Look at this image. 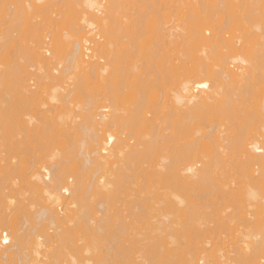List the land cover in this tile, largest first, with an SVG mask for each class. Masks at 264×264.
Masks as SVG:
<instances>
[{
  "label": "bare ground",
  "instance_id": "bare-ground-1",
  "mask_svg": "<svg viewBox=\"0 0 264 264\" xmlns=\"http://www.w3.org/2000/svg\"><path fill=\"white\" fill-rule=\"evenodd\" d=\"M177 1L180 5L176 11L178 14L188 8L198 11L197 26L191 29L185 27L177 15L178 19L164 20L157 26L152 21L145 20L147 17H144L145 12L143 14L142 9L138 10L134 4H129L130 9L126 5L121 7V3L126 0H0V70L2 68L0 71V128L8 127L9 123L11 124L10 128L13 126L12 131L15 129L20 137L15 140L18 143L15 146L20 142L19 146H22V143L24 144L26 141L23 145L25 147L26 143L30 141L29 138H37L36 143L39 138L40 141L46 139L44 138L46 128L43 129L46 121L41 120V118H46V116L43 117L46 106L44 107L45 104L41 103L46 95L57 104L55 107H50L53 111L59 105H64L66 110L70 109L73 101L84 100V104L81 106L76 102L78 109H81L77 110L76 107L75 114L70 113L69 115L72 116L60 118L61 126L59 125V128L61 129H57V134L50 136L51 138L46 141H41V145L39 143L36 145L39 151L40 149L42 151L39 156L32 153L31 158L23 159L26 155L20 147L11 156L8 155L10 157L2 155L3 150H0V172L4 174L6 169L18 170L24 178L19 183L12 182L9 186H18L22 183L19 190L26 189L28 194H32L34 204L36 200H41V202L36 201L37 207H29L30 210H27V205L18 203L20 206H14L17 215L13 214L12 210H9L10 207L7 208L8 203L13 204L12 200L9 197V202L6 201L8 192L4 194L5 190L11 188L7 184V186L5 185L10 181L5 182L7 179L2 177L3 175L1 176L0 264H119L121 255L128 254L123 253L125 249L124 247L120 249L122 245H119L123 242L120 241V238L122 239L121 232L123 234L126 232V230L123 231L126 224V215L123 214L125 198H127L126 187L130 185L133 187L132 183L137 179L136 176L145 168L149 170L146 174L148 175L147 179L143 175L147 182L152 179L173 189L170 191L172 193H168V197L172 194V198L161 197L164 199V205L166 204L165 208L162 207L166 214H162L164 217L161 216L165 220L160 222L159 219V223L155 221L161 231L157 234L161 233V238L164 234V237H167L163 239L164 241L162 240V243L166 242L168 235H171V221L165 222V224L163 222L170 219L166 220L170 213L183 217L185 223L189 225H184L188 231H191L189 230L191 228L192 231L195 230L191 223H194L195 219L198 220L195 216L200 215L193 206L194 202L198 201L196 198L201 196L197 195L214 185L215 178L211 173L231 162L233 149L239 152V174L240 178L242 177L245 181L243 187L248 190L244 188V191L238 186V183H234L237 185L234 189L229 183L230 195L234 191L232 197L235 196V200L236 196L241 194L244 195L242 197L244 199L239 198L240 202L242 200L255 201L256 194L252 185L255 180L259 182L264 180V131H255L247 138L239 137L238 131L250 124L246 120L247 118L241 117L243 123L239 120L241 116L239 102L243 101L244 93L253 92V86L257 81H264V0H239L238 5V1L233 3L231 0H215L219 1L215 5L213 0H210L211 4L209 0L207 2L206 0ZM231 3L240 7L235 5L239 9L238 13ZM207 4L210 5H208L210 10L213 9L212 12L208 11ZM163 5L165 6L166 3ZM54 7H57L55 8L56 13H54ZM123 7L128 10L132 9V12L125 11L126 9L124 10ZM133 7L136 10H133ZM154 9L152 12L151 10L148 12L151 14L158 12L157 8ZM62 12H66L68 15L75 14V18L71 22L74 35H69V39L65 35L66 41L70 42H68L67 51L59 52L60 54L52 57L51 51L46 48L50 44L46 43V38L54 34L51 33V29L55 30L54 27L62 22V20L59 21L62 15H64L63 19L67 18V14ZM148 12L147 15L150 14ZM201 12L206 13L199 16ZM39 14L47 15L44 16L43 22L38 20L44 26L36 20ZM58 14H61V17L57 18ZM262 14L263 16L260 17ZM132 16L133 18H131ZM45 18L50 24L46 23L47 26L49 25L48 27L44 24ZM259 22L261 24L258 25ZM142 24L145 26L148 24V27L152 26L153 37L161 36L159 39L163 37L164 41H169L174 45L185 44L186 52L193 49L196 59L198 58L197 53L202 55L201 61L193 68H185L183 65L176 67L177 70L183 69V72L177 79L178 90L176 89L175 99L173 98L174 106L173 104L169 106L171 109L165 105L159 106L156 99V103L153 100L154 104H147L148 106L141 102L142 99L145 101L142 97L144 91L139 90L140 88L146 89L144 80L145 86L140 87L141 82L139 83L140 88H136L138 92L134 91L138 93L137 102H133L131 99L132 104L126 102L127 105L123 106L121 103L125 102L119 100L118 93L115 95L117 88L119 90L117 87L120 83L119 78L129 73L126 72L127 69H130L127 58L131 56L133 59L137 58L138 64L132 60L134 62H132L134 65L132 69L134 71L136 69L137 73H139V66H144V64L147 70L149 68L148 71L154 70V68L147 67L150 66L148 65L149 55L146 58L143 48H139L137 45L138 40L144 36ZM237 26L245 31L244 37H226L227 33L234 31V27L236 30L239 29ZM225 27L226 30L230 27L231 31L224 29L226 31L224 32L223 28ZM215 29L220 31L213 32L216 31ZM210 31L213 34L207 36ZM17 34L21 38L26 37L28 41L26 38L23 40L29 44L21 39L26 45L22 46L21 42L19 47L12 45L14 48L11 51L12 47L7 43L16 44L13 41H18L16 40ZM57 35L60 37L62 34L58 33ZM253 35L255 38L251 39L250 37ZM14 37L16 38L14 39ZM29 37L32 41L28 39ZM165 37L168 40H165ZM65 38L62 37L63 40ZM48 40L50 39L48 38ZM129 43L131 45L135 43L134 45L137 46L132 45V47ZM126 45L130 48H127ZM16 48L19 50L15 54ZM48 48H51V45ZM51 49L54 51L57 48ZM155 52V50L152 51V53ZM129 53L130 56H128ZM47 55L51 56V59ZM151 55L149 59H153ZM142 60H145V63H139ZM129 61L131 62V60ZM233 64H237L234 65L235 69L231 68ZM159 66L161 65L159 64ZM32 68L34 69L32 70ZM157 69L161 70L160 67ZM161 72L159 71L158 74L157 71L154 72L158 79L161 77ZM137 73L135 72V76ZM132 83L137 87V82ZM91 85L96 87L95 92H88L92 89ZM46 89L51 90V96ZM241 91L244 93L242 94ZM81 92L82 96L87 99L86 101L81 99ZM236 93L239 94L237 99L242 97L241 100L236 99L237 102L234 97V94L237 95ZM48 96L46 97L48 98ZM41 104L44 105L41 106ZM38 105L45 109H40ZM120 105L123 108H120ZM146 107L147 109H145ZM34 109L38 110V113ZM72 109L74 112L75 108ZM40 112L43 113V116ZM147 114L152 115L151 118ZM256 117L264 129V113L261 109L256 113ZM167 119L170 121L168 122ZM42 121L45 123L43 124ZM167 123L171 127H168ZM161 124L166 125L162 127ZM41 128L45 130L44 133ZM166 130L171 132L167 133ZM42 136H44L43 139ZM2 138L0 136V139ZM2 140H0V146L3 143ZM12 140L14 142V139ZM43 143L46 145L45 148L44 145L42 146ZM53 148H57L56 153H54L55 150H52ZM7 154L8 152L5 155ZM23 154L24 156H22ZM143 164L148 168H143ZM138 166L142 169L139 172H137ZM238 187L243 189V192L237 189ZM236 190L238 195L235 194ZM210 192L207 190L204 191V194ZM210 194L208 195L210 196ZM19 202L23 203L21 200ZM62 207L64 211L60 213ZM249 211L244 210L246 213L238 217L241 224L236 221L237 218L234 217L233 220L238 222L240 227L244 224L242 227L246 226L245 229L253 228L254 234L256 231L258 234L252 238V234L247 235L251 228H248L247 232L246 230H236L235 233L241 235V238L236 241V247H233V243L229 246V250L217 249L216 252H213L214 249L208 251V246L204 248L205 246L201 245L194 253H190L189 248L186 251L181 250V252L176 249L175 252L166 248V245L163 247L167 250H164L162 246V249L158 248L159 246L156 245L158 242H156V248L162 250V253L146 244L147 246L143 249L139 248L141 249L139 252L142 251L141 256H144V260L140 264H264V217H255L254 214L248 213ZM235 215L237 216V214ZM193 216L194 222L192 221ZM188 218H192L190 219L191 223ZM228 218L225 221L229 222V226L233 222L230 221L233 217L229 221ZM220 220H224V218H220ZM220 220L218 222L221 224ZM216 221L214 222L216 223ZM215 223L211 226H217ZM156 226L152 224L153 228L151 229L155 230L154 234L158 229ZM220 226L224 227V225ZM180 230L182 229L180 228ZM119 233H121L120 236ZM2 235L5 237L3 238ZM172 236H170L171 239ZM77 237L81 243L77 244ZM155 238L157 240V237ZM147 239L149 241V238ZM2 241L7 244L2 246ZM238 242H242L243 245L239 247ZM146 243L148 242L146 241ZM212 243L214 244V242ZM68 245L73 251L71 250L72 253L66 251L69 252L66 254L61 249L64 250ZM122 249H124L123 252ZM135 249L138 248L135 247ZM192 249L195 250V248ZM135 252L138 253V251ZM118 255L120 256L118 257ZM141 256L138 257L139 260Z\"/></svg>",
  "mask_w": 264,
  "mask_h": 264
},
{
  "label": "rangeland",
  "instance_id": "rangeland-1",
  "mask_svg": "<svg viewBox=\"0 0 264 264\" xmlns=\"http://www.w3.org/2000/svg\"><path fill=\"white\" fill-rule=\"evenodd\" d=\"M134 1V2H133ZM159 1V2H158ZM161 1H162V3H161ZM173 1V2H172ZM142 0L141 2H140V0L137 2V1H135V0H132L131 1V3H130V0H129V2H128V0H126V2H127V4H126V2H123V3H121L122 5H121V7L124 5H126L127 6V8H129L130 9V5L129 4H134V7L136 6V8H138V10H140L141 11V9H142V13L144 14V12H145V15H144V17L145 16H147V17H145L146 19L145 20H148V21H152V23H155L156 25L157 24H162L163 22H164V20H175V19H178V18H180V20L184 23V26L185 27H189V29H191V28H193V27H195V26H197L198 24L196 23L197 21H196V19H197V13H198V11L196 12V10L195 9H191V8H188V9H185V11H183L182 13H180V14H178V12H176L177 11V9H179V3H178V1L176 2V0ZM188 1V0H187ZM186 1V2H187ZM204 1V0H203ZM214 1V5L216 4V2L217 1H215V0H213ZM231 1H233V3H235L236 1H238L237 2V5L239 4V0H231ZM206 2H207V0H206ZM219 2V1H218ZM217 2V3H218ZM150 3V6L148 7V4ZM163 3H166V5L164 6L163 5ZM209 3H210V0H209ZM233 3H231V5H233ZM154 5V8H157V10H158V12L156 11L155 12V14H151L150 12H148V10L150 9V7H151V12H152V10H155L154 8L152 9V7H153V5ZM165 7H163L162 5ZM177 4V5H176ZM211 4V3H210ZM152 5V6H151ZM159 5H160V7H159ZM208 5L209 4H207V9H209V7H208ZM230 5V7H233V6H235L236 4H234L233 6H231ZM236 5V6H237ZM210 6V5H209ZM212 6V5H211ZM235 6V8H236V10H237V13L239 12L238 10V8H240V7H236ZM58 7V6H57ZM57 7H54V13H56V9L55 8H57ZM134 7H133V10H136V8L134 9ZM167 7V8H166ZM178 7V8H177ZM199 7H201V6H199ZM229 7V6H228ZM126 7H125V9H124V7H123V9L125 10V11H127L128 9H127ZM139 8H141V9H139ZM159 8H160V10H159ZM176 8V9H175ZM64 9V11H65V8H63ZM63 9L61 10L60 9V11H63ZM202 9V8H201ZM217 9V8H216ZM264 9V8H263ZM122 10V9H121ZM120 10V12H122ZM123 10V12L125 13V11ZM132 10V9H131ZM131 10H128V12L129 13H131L132 11ZM143 10H145V11H143ZM149 10V11H150ZM212 10L213 9H209L208 11H211L212 12ZM131 11V12H130ZM205 11H207L206 9H205ZM264 11V10H263ZM59 12V11H58ZM57 12V13H58ZM127 12V13H128ZM148 12V14L149 15H147L146 13ZM211 12H208V13H211ZM259 12H261V11H259ZM42 13H45V12H42ZM62 13H64V12H62ZM61 13V14H62ZM206 13V12H205ZM205 13H199V16L200 15H204ZM257 13V12H256ZM262 13V12H261ZM260 13V14H261ZM264 13V12H263ZM61 14H58L57 15V18H58V16L59 17H61ZM64 14H67L66 12L64 13ZM142 14V15H143ZM46 14H43V15H41V14H39V16L37 15V21L39 20H41V22H43L42 20H43V18H44V16H45ZM135 15H137V14H135ZM135 15H134V17H135ZM178 16V18H176L177 16ZM42 18H41V17ZM47 16V15H46ZM53 16V15H52ZM64 15H62V19L61 18H59V21L60 20H62V22L61 23H59V25L58 26H56V27H54L55 28V30L54 29H51V33H54L53 35H51V36H48L47 38H46V40L48 41H46V43H50L49 45H51V48H57L56 50H52L51 48H48L49 47V45L46 47L49 51H51L50 52V55L53 57V56H56L57 54H60V53H64L65 51H67V49H68V42L69 41H66V38H65V35H67L66 37H67V39H69V35H71L72 36V32H74L73 30V23H71L72 22V20H73V18H75V14H67L66 15V19H63L64 17H63ZM127 16H129V15H127ZM257 16V15H256ZM261 16H263V14L262 15H260V17ZM41 19H40V18ZM258 17H259V14H258ZM131 18H133V16L131 17ZM175 18V19H174ZM45 21H44V24L46 25V23H48V21L46 20V18L44 19ZM38 21V22H39ZM39 24H41V25H43V23H40L39 22ZM49 24V23H48ZM197 24V25H196ZM259 24H261V22H259L258 23V25ZM262 24H263V22H262ZM50 25V24H49ZM48 25V26H49ZM141 25V24H140ZM44 26V25H43ZM47 26V25H46ZM47 26V27H48ZM142 26H143V32H144V36L142 37V38H140L138 41L140 42V44H138L137 43V45L139 46V48H143V50H144V56L147 58V55H149L148 56V65H150V66H147V67H151L152 69L154 68V70H152V72L151 71H148L149 70V68H148V70L145 68V64H144V66L143 65H140L139 66V73H137V70L135 69V71L132 69V67H134V65L132 64V62L134 61L135 62V64H138L137 63V58H134L133 59V56H131V57H129V58H131V59H129V58H127V60H128V63L130 64V69H127V71L126 70H124V71H126V72H129V73H126V75H124V77H120L119 78V84L117 85V87H119V90H118V88H117V91H116V94L115 95H117V93L119 94L118 95V97L120 98L119 100H122V101H124L125 103L126 102H137L138 100H137V95H138V93H135L136 92V90L138 89V88H140V87H142V86H145V84H143L144 82L146 83V89L144 90V89H142V88H140L139 90H143L144 91V93L142 94V97H144V99H145V101L142 99V101L141 100H139V101H141L142 103H144V105L146 106L147 104L148 105H151V104H154L152 101L154 100L155 101V99H156V101H157V103L159 104V106H162V105H165L168 109H171V107H169L171 104H173V102H175L174 100H173V98H174V96H175V94H176V92H177V90H178V87H177V85H178V81H177V79L179 78V76H180V74H182V72H183V69L181 70H177V66L178 65H183L185 68H193L194 66H196L201 60V57H202V55L201 54H198L197 53V56H198V58L196 59V53H195V51L193 50V49H191V50H189V51H187L186 52V45L185 44H180V45H174V44H170L169 43V41H164V38L162 37V38H160L159 39V37H161V36H155V37H153V32H152V26H150V27H148V24L145 26V24H142ZM157 26H159V25H157ZM71 27V28H70ZM260 27V26H259ZM262 27V26H261ZM263 27H264V24H263ZM237 28H239V29H237L236 30V28L234 27V31L231 33H227V35H226V37H228V38H230V36L233 38H235V37H244V34H245V31L244 30H241L240 29V27L239 26H237ZM224 29L226 30V27L225 28H223V31H224ZM229 29V30H228ZM227 30L228 31H231L230 30V27L228 28ZM50 30V29H49ZM216 31H213V32H217V30H218V32L220 31L219 29H215ZM226 30V31H227ZM233 30V29H232ZM53 31V32H52ZM226 31H224V32H226ZM62 34L60 37H59V35H57V34ZM67 33V34H66ZM19 34H21V33H19ZM213 33L210 31V34L209 35H207V36H211ZM22 35V34H21ZM26 35V37H27V33L25 34ZM50 35V34H49ZM56 35V36H55ZM74 35V34H73ZM15 36V35H14ZM17 36H18V34H17ZM16 36V37H17ZM20 36V35H19ZM19 36L17 37V39L16 40H18V41H13V42H16V44H11V43H7V44H9L11 47H12V50L11 51H13V46H17V47H19V43L21 42V45L23 46V44L24 45H26L23 41H25L27 44H29L27 41V38H26V40H23V39H25V38H21V36H20V38H19ZM30 36V35H29ZM52 36H54L53 37V39H52ZM58 36V38H56ZM16 37H14V39L16 38ZM51 37V38H50ZM62 37L63 38H65L64 40L62 39ZM48 38L50 39V40H48ZM251 39H253V38H255V35H253L252 37H250ZM23 41H22V40ZM29 40H31V38L29 37L28 38ZM162 39H163V41H162ZM244 39V38H243ZM61 40V41H60ZM165 40H168L166 37H165ZM32 41V40H31ZM50 41V42H49ZM128 41V40H127ZM127 41H126V43H127ZM130 41V40H129ZM128 41V42H129ZM18 42V43H17ZM30 42V41H29ZM58 42V43H57ZM132 42V41H131ZM168 42V43H167ZM70 43V42H69ZM136 43V42H135ZM134 43V44H135ZM246 43V42H245ZM130 44V43H129ZM134 44H132V45H134ZM8 45V46H9ZM13 45V46H12ZM21 45H20V47H21ZM124 45V44H123ZM127 45H128V43H127ZM127 45H126V47H127ZM131 44H130V46H132ZM137 45H134V47H136ZM243 45H244V43H243ZM7 46V47H8ZM122 46V45H121ZM189 46V45H188ZM191 46V45H190ZM11 47H10V49H11ZM125 47V46H124ZM129 47V46H128ZM127 47V48H128ZM133 47V46H132ZM9 48V47H8ZM123 48V47H122ZM130 48V47H129ZM15 50V49H14ZM19 50V49H18ZM17 50V48H16V50H15V54H16V51H18ZM153 50H155L156 52L155 53H152V51ZM53 51V52H52ZM60 52V53H59ZM18 53V52H17ZM152 55H151V54ZM150 55L153 57V59H149V57H150ZM51 56H49V55H47V57H49L50 59H51ZM128 56H130V53H129V55ZM151 57V58H152ZM129 60H131V62L129 61ZM133 60V61H132ZM22 61V60H21ZM133 62V63H134ZM139 63H145V60H142V61H140ZM157 63H159L161 66H159V64L158 65H156ZM129 64H127V65H129ZM132 64V65H131ZM152 64H153V66H152ZM234 65H237V64H233L232 66L234 67ZM156 66V67H155ZM158 66V67H157ZM129 67V66H128ZM160 67V69L162 70V72H161V70H159V69H157V68H159ZM233 67H231L232 69H235V67L233 68ZM150 68V69H151ZM157 70H156V69ZM34 68H32V70H33ZM133 70L134 71V73H133V71L131 72L130 70ZM29 70H31L30 68H29ZM129 70V71H128ZM157 71V74H158V72L160 71L161 73V77L158 79L157 78V75L154 73V72H156ZM0 71H2V68H1V70ZM34 72V71H33ZM135 72L137 73L136 74V76H135ZM124 74V73H123ZM132 74V75H131ZM121 76H122V74H121ZM139 78V79H138ZM158 79V80H157ZM121 80V81H120ZM124 80V81H123ZM141 80V81H140ZM143 80H144V82H143ZM155 80H157V81H155ZM33 81H34V79H33ZM135 81V83L137 82V87L132 83V82H134ZM146 81H148V82H146ZM150 81V82H149ZM142 82V84H141V86H140V84L139 83H141ZM30 83H32V82H30ZM151 83V84H150ZM177 83V84H176ZM148 84V85H147ZM34 85V84H33ZM132 85V86H131ZM121 86V87H120ZM140 86V87H139ZM150 86V87H149ZM92 89H90V90H88V92H95L96 91V87L93 85H91L90 86ZM148 87V88H147ZM176 87V88H175ZM126 88V89H125ZM137 88V89H136ZM143 88H145V87H143ZM252 88V87H251ZM254 88V89H253ZM253 92L251 93H249V92H247V93H249V94H246V93H244V92H242V94L244 93V94H246V95H244L243 94V96L245 97H243V99H242V97H241V99L243 100V101H240V102H242V103H240L239 102V104H240V108H241V111H240V119L239 120H241V117L244 119V118H247L246 120L247 121H249L250 122V124H249V126L248 127H245L243 130H239L238 131V133H239V137L240 138H247L250 134H252L253 132H255V131H258V132H262V131H264V129H263V127H262V124H260L259 122H260V120L259 119H257V117H256V113L261 109L262 110V112L264 113V81H262V82H260V81H257V83H256V85L255 86H253ZM177 89V90H176ZM46 90H48L47 91V93L51 96V90L50 89H46ZM45 90V91H46ZM50 90V91H49ZM93 90V91H92ZM125 90V91H124ZM135 91V92H134ZM88 92H86L87 94H88ZM137 92H138V90H137ZM234 92H236V91H234ZM241 92L239 93V94H241ZM46 93V94H47ZM79 93V92H78ZM97 93H99V92H97ZM96 93V94H97ZM238 93H236L237 95V97L235 96V94H234V97H235V101H236V99L237 98H239V94ZM85 94V93H84ZM100 94H102V93H100ZM127 94H130V95H128L127 96ZM80 95L82 96L83 95V93L81 92L80 93ZM97 95H99V94H97ZM45 96V95H44ZM46 96H48V95H46ZM45 96V98L44 99H42V102L41 103H44L43 105H44V107L46 106V111L43 109V108H41L39 105V108L40 109H43L44 110V112L43 113H45V115L43 116V113L41 114V112H42V110H41V112H40V114L43 116V117H45L46 116V118L44 119H42L41 118V120H45L46 121V123H45V121H42V123L44 124V126L45 127H43V129H45L46 128V132H45V130H43L42 128V130H43V133L46 135L45 137L44 136H42V139H43V137L44 138H46L44 141H46L48 138H51L50 136H53L56 132H57V129H61V128H59L61 125V121H60V118H62L63 119V116L65 117H67L70 113L72 114H75L76 112H77V110H79V109H81V108H79L78 109V105H77V103L81 106V104H84V100L82 101L81 99H85V101L87 100L84 96H80L81 97V101L80 102H72L71 103V107H72V105H73V107L75 108V111L73 112V110L74 109H72L70 106V109H68L67 108V110H66V107L64 106H61V105H59V107H57V109L55 110V111H53L52 109H50V107L51 106H53V107H55V104L56 103H54V102H52V100H51V98H49V96H48V98ZM241 96V95H240ZM84 97V98H83ZM141 97V98H142ZM160 97H162V98H160ZM233 97V96H232ZM128 98V99H127ZM133 98H135V99H133ZM51 100V102H52V104H51V102H50V100ZM131 99H132V101H131ZM175 99V98H174ZM233 99V98H232ZM241 99H237V100H241ZM130 100V101H129ZM151 100V101H150ZM160 100V101H159ZM122 101H120V102H122ZM146 101H148V102H146ZM156 101H155V103H156ZM119 102V103H120ZM237 102V101H236ZM39 103V102H38ZM74 103V104H73ZM76 103V104H75ZM125 103H121V105H123V106H126L127 105V103L125 104ZM130 103H128V104H130ZM40 104V103H39ZM125 104V105H124ZM132 104V103H131ZM175 104V103H174ZM174 104H173V106H174ZM236 104V103H235ZM42 104H41V106H43ZM76 105V106H75ZM120 105V108H123L122 106ZM143 105V106H144ZM147 105V106H148ZM56 106H57V104H56ZM144 106V107H145ZM76 107H77V110H76ZM38 109V108H37ZM145 109H147V107L145 108ZM35 110V109H34ZM39 110V109H38ZM37 110V111H38ZM52 110V111H51ZM69 110H70V112H69ZM36 111V110H35ZM36 111V112H37ZM67 112H69V113H67ZM38 113V112H37ZM36 113V114H37ZM35 114V113H34ZM72 114V115H73ZM39 115V114H38ZM41 115H40V117H41ZM72 115H69V116H72ZM244 115V116H243ZM147 116H149V118H151V116L149 115V114H147ZM39 118V117H38ZM65 119V118H64ZM41 120H40V122H41ZM245 120V121H246ZM259 122H258V121ZM167 121L169 122L170 120L169 119H167ZM242 121V120H241ZM244 121V122H245ZM38 123V122H37ZM41 123V124H42ZM242 123H243V121H242ZM60 125V126H59ZM166 124H161V126L163 127V126H165ZM260 125V126H259ZM10 126H11V124L9 123V125H8V127L6 126H4V127H2V128H0L1 130H0V136H1V138L3 139H0V140H2L1 142H3L2 144H1V146H0V150H3L2 151V155H4V156H6V157H10L11 156V154L14 152L15 153V151L16 150H18L19 149V147L22 149V152H24L25 153V157L23 158V159H28V158H31V156H32V153H35V155L36 156H39V154L42 152L41 151V149H40V151H39V149H38V146H36L38 143L40 144L41 143V141L43 142V140H41L40 141V138L38 139L39 141H38V143H36L37 142V138L34 140L33 138V140L31 139V138H29L30 139V141H28V137L27 138H25V140H27L28 142H30V143H26L27 145H29V146H25V147H27L26 149H25V147H23V145L25 144V142H24V144L22 143V146H19V145H21L20 143H19V145H17V146H15L16 145V141L15 140H18L20 137L18 136V133H16L17 131L15 130V129H13V131H12V128H13V126H12V128H10ZM167 126L168 127H171V126H169V124L167 123ZM166 126V127H167ZM41 127H42V125H41ZM261 127V128H260ZM5 128H7L6 130H5ZM169 130H171V128H168ZM263 129V130H262ZM8 130V131H7ZM10 130V131H9ZM14 130H15V133H14ZM169 130H166V132L167 133H170L171 131H169ZM58 131H60V130H58ZM10 132V133H9ZM13 132V133H12ZM70 132H71V130H70ZM165 132V133H166ZM8 133H9V135H11V136H9L8 135ZM58 133V132H57ZM56 133V134H57ZM16 134H17V136H16ZM77 135H79V134H77ZM10 137V139L12 138V139H14V142H13V140L11 139H9V137ZM13 136H16V137H13ZM74 137L76 136V135H73ZM8 137V138H7ZM18 137V138H17ZM5 138V139H4ZM21 140V139H20ZM31 140H32V142H31ZM4 141H5V143H4ZM9 143H14V144H9ZM34 143V144H33ZM4 144H5V146H7V147H5L4 146ZM18 144V143H17ZM9 145V146H8ZM41 145V144H40ZM44 145V143L42 144V146ZM15 146V147H14ZM34 146V147H33ZM36 146V147H35ZM45 146L46 145H44V148H45ZM1 147H3V148H1ZM14 147V148H13ZM28 147H29V150H27L28 149ZM10 149V150H7V149ZM41 148V147H40ZM12 149H14V150H12ZM57 148H53L52 150H55V152L54 153H56V150ZM7 150V151H6ZM12 150V151H11ZM32 150V151H31ZM26 151V152H25ZM28 151H30V152H28ZM4 152V153H3ZM6 152H8V154L7 155H5L6 154ZM10 153V154H9ZM42 154V153H41ZM8 155H10V156H8ZM34 155V154H33ZM34 155V156H35ZM22 156H24V154L22 155ZM35 156V157H36ZM238 156H239V152H238V150H232V156H231V158H232V160H231V162L229 163V164H227V165H225V167H221V168H218L217 170H215L214 172H212L211 173V175L215 178L214 180V185H212V186H210L209 188H206L205 190H203V192L201 193H198V195L197 196H200V197H197L196 196V194H195V196L197 197H193L194 199L196 198V199H198V201H197V203L196 202H194L195 204L193 205L194 206V210H196V212H199V216H195V218H198V220L196 221V219H195V222H194V216H193V219L192 218H188L189 219V221H190V219H192V221L194 222V223H191V221H190V223L191 224H193L194 226L193 227H195V228H193V229H195V230H193L192 231V228H191V225H190V228L191 229H189V230H191V231H188V229H187V227H185V226H189L188 225V223H185L186 221H185V219L183 218V217H180L179 215H177V214H174V215H171V213H170V215H168L167 217H166V220H168L169 218V220L168 221H163L164 222V224H165V222H168L169 223V221H171V226H172V231H171V235H173L172 237V239H171V235H168L169 237H170V240H169V237H168V239L167 240H165L166 242H163V243H165V244H163L162 243V240L165 238H167V237H164L165 236V234H164V236L161 238V233L158 235L157 233H159V226H156V223H155V221H158L159 219V221L161 222V220H165V218H162L161 216H163L162 214H164L165 212L163 211V208H165L166 206V204L164 205V199L163 198H166V197H168V193H172V192H170V191H173V189H172V187H167L166 185H164V184H162V183H160L159 181H155V180H152L151 179V181L150 182H147V176L148 175H146V174H148V169L146 170V168L145 167H147L145 164H143L144 165V167L143 168H145V169H140L139 168V166H138V171L137 172H139V171H141L140 173H139V175L137 174V172H136V174L139 176V178H138V176H136L137 177V179L135 180V182H133L132 183V185H133V187H131V185L129 186V187H126L127 189H126V194H127V198L129 197V195H130V197L127 199V198H125L126 200H125V211H127V212H125L124 211V213L123 214H125L126 216H125V221H126V224L124 225L125 227V229L123 228V231L124 230H126V232H124V234H123V232H121V233H119V236H120V234L122 235V236H120V237H122V239L118 236H116L117 238H120V241H123L121 244H119V245H122L121 247H120V249L121 248H123L124 247V249L126 250H124V249H122V252H123V250H124V252L123 253H128V254H123V255H121V253H119L120 255H121V257L123 256H125L124 258H121L120 257V263L121 264H132V262L134 261V263L135 264H140L141 263V261H143L144 260V256H141L142 255V251L141 252H139L141 249H143V247H146L148 244L149 245H151L152 247H154V248H156V246H155V244H156V242H158L156 245L157 246H159L158 248H161V246L163 247L164 245H166V248L168 247L169 249H171L172 251L174 250L175 252L178 250L179 252H181V250L182 251H186L187 250V248H189L188 249V251L191 253H194L195 251H196V249L197 248H200L201 247V245H204L203 247L204 248H206V246H208L207 248H208V251H211L212 249H214L213 250V252H216L217 251V249H220V250H222V251H225V250H229V246H231V244L233 245V243H234V245H233V247H236L235 245H237V243H236V241H237V239H240L241 238V235H239L240 233H235L236 232V230H246V232H247V230H248V228H251V227H248L247 229H245L246 228V226L243 228L242 226L244 225V224H242L241 225V227L243 228H241L239 225L241 224V222L240 221H238V217H240V215L242 216L243 214H245L246 212H244V210L245 211H248V210H250L248 213H250V214H254V216L255 217H257V216H259V217H264V180H262V181H257V180H255V182L253 183L254 185H252L253 186V189H254V191H255V194H256V198H255V201H251V200H242L241 202H240V200L241 199H244V198H242L244 195H241V194H237L238 192H237V190L235 191V194L236 195H238V196H236L237 198H236V200H235V196H233L232 197V193L234 192L233 190V192H231V195H230V189H228V187H229V185H231L232 184V188H234V189H236V186L234 185V183H238V186H240V188H246V187H243V186H245L244 185V180L242 179V177L240 178V174H239V171H240V168L238 167ZM144 163V162H143ZM141 165H142V163H141ZM141 165H140V167H141ZM148 168V167H147ZM7 170V169H6ZM6 170L4 171L5 173L3 174V172L1 173L0 172V178L2 179V177H4L5 179H7V180H5L4 178V180H5V182L7 181V182H9V183H5L4 181V183H5V185L7 184L8 185V187H11V188H8L7 190H5L6 192H4V194L5 193H7L8 192V194H6L7 195V199L8 200H6V201H8L9 202V200L11 199L12 200V205H10L9 203H8V205H7V208L9 209V207H10V211L13 213V214H15V215H17V212H16V209H15V207H17V206H20L19 204H24V205H27V207H28V209L27 210H30L29 209V207L31 208V207H34V206H36V204H37V202H41V200L39 201V200H36L35 201V204L33 203V196H32V194L30 195V194H28L29 192H27L26 191V189H22V190H19V186L20 185H23L22 183H20L18 186H16V185H12V186H9L12 182H14V183H19V181H21V180H23L24 178H23V176L22 175H20L21 173H19V171L18 170H13V171H10V170H7V172H8V175H7V172H6ZM11 172V174H9L10 172ZM16 172V173H15ZM15 173V174H14ZM43 174V173H42ZM3 175V176H2ZM17 175V176H16ZM143 175H144V177L146 178V179H144V177H143ZM2 176V177H1ZM8 176V177H7ZM14 176V177H13ZM11 177V178H10ZM139 180V181H138ZM241 180V181H240ZM138 183H137V182ZM146 181V182H145ZM242 181H243V183H242ZM232 182V183H231ZM241 182V183H240ZM257 182H259V183H257ZM230 183V184H229ZM239 183H240V185H239ZM229 184V185H228ZM6 185V186H7ZM135 185V186H134ZM246 185H248V183L246 182ZM234 186V187H233ZM248 187V186H247ZM6 188V187H5ZM4 188V189H5ZM239 187L237 188V189H239V190H241ZM248 188H251V187H248ZM12 189V190H11ZM133 189V190H132ZM172 189V190H171ZM242 189V190H243ZM247 189V188H246ZM252 188H251V190H253ZM129 190V191H128ZM132 190V191H131ZM208 190V192L209 191H211L210 193H206V194H204V191L206 192ZM230 190V191H229ZM238 190V191H239ZM241 190V191H242ZM248 190V189H247ZM202 191V190H201ZM244 191H245V189H244ZM240 192V191H239ZM243 192V191H242ZM242 192H240V193H242ZM204 194V195H203ZM208 194H210V196L208 195ZM229 194V195H228ZM234 194V195H235ZM9 195V196H8ZM29 195V196H28ZM167 195V196H166ZM205 196L206 198H204L203 196ZM206 195H208V196H206ZM211 195H212V197H211ZM240 195H241V197H240ZM32 196V198L30 199V197ZM9 197H10V199H9ZM161 197H163V198H161ZM231 197H232V199H231ZM26 198H28V200H26L25 201V199ZM168 198H172V194H170V196L168 197ZM239 198H241V199H239ZM33 199V200H32ZM162 199V200H161ZM23 201V203H20L19 201ZM235 200V201H234ZM238 200V201H237ZM14 201V202H13ZM232 201V202H231ZM250 201V202H249ZM130 202V203H129ZM19 203V204H18ZM29 203H30V206H29ZM127 203H129V204H127ZM18 204V205H17ZM127 204V205H126ZM1 205V204H0ZM16 205V206H15ZM38 205V204H37ZM128 205H130L129 206V208H127L128 207ZM2 206V205H1ZM15 206V207H14ZM124 206V205H123ZM165 206V207H164ZM197 206V207H196ZM26 207V206H25ZM37 207V206H36ZM163 207V208H162ZM126 208H127V210H126ZM161 208H162V210H161ZM33 209V208H32ZM31 209V210H32ZM8 210V211H9ZM161 210V211H160ZM193 210V211H194ZM59 211V210H58ZM62 211H64V208L62 207V209L60 210V213H62ZM163 211V212H162ZM241 211H243V212H241ZM253 213H252V212ZM127 213V214H126ZM176 213V212H175ZM230 213V214H229ZM166 214V213H165ZM228 214H229V216H230V218H232L230 221H233V222H235V223H233L232 222V224H229V226H228V223L229 222H227V221H225V219H227L229 216H228ZM231 214H233V215H231ZM234 214H237V216L235 215L234 216ZM258 214H260V215H258ZM262 214V215H261ZM197 215H198V213H197ZM225 215H226V218H225ZM124 216V215H123ZM164 217V216H163ZM234 217H235V219L237 218V220L236 221H238V222H240V224L238 225V222H236V221H234L233 219H234ZM253 217V216H252ZM168 218V219H167ZM219 218V219H218ZM220 218H224V220H220ZM230 218H228V221H229V219ZM254 218V217H253ZM212 219H213V221H212ZM215 219H218L217 221L215 220ZM264 219V218H263ZM187 220V219H186ZM220 220V222H222L221 224L218 222ZM159 221H158V223H159ZM214 221H216V223L214 222ZM225 221V222H224ZM211 222V223H210ZM212 222H213V224H212ZM224 222V223H223ZM214 223L218 226L219 224L220 225H224V227L223 226H220L219 225V230H218V228H216V229H214V227H217V226H211V225H214ZM218 223V224H217ZM225 223H226V225H227V227H225L226 225H225ZM231 223V222H230ZM152 224H155V226H156V228H158V229H156V232H155V234H154V231H153V229H151V228H153L152 227ZM185 224H187V225H185ZM160 225V224H159ZM185 225V226H184ZM184 228H183V227ZM231 226V227H230ZM239 226V227H238ZM175 228V231H174V228ZM212 227H213V229H212ZM221 227V228H220ZM223 227V228H222ZM233 227V228H232ZM236 227H238V228H236ZM155 228V227H154ZM180 228L182 229V230H180ZM224 228H225V230H224ZM150 230H152V231H150ZM177 230V231H176ZM184 230V231H183ZM233 230V231H232ZM250 230L252 231L253 230V232H250ZM249 231H248V234L247 233H245V234H247V235H250V234H252V238L255 236V235H257L258 233H257V231H256V233L254 234V229L253 228H251ZM153 232V233H152ZM161 232V231H160ZM163 233V232H162ZM166 233V232H165ZM169 234H170V232H168ZM167 233V234H168ZM181 233V234H180ZM217 234V235H216ZM219 234H220V236H219ZM254 234V235H253ZM154 235V237L152 238V236ZM163 235V234H162ZM155 237H157V240H156V238ZM214 237H216V238H214ZM147 238H149V241H148V239ZM151 238H152V240H156V241H152L151 240ZM159 238V239H158ZM214 238V239H213ZM77 239H78V242H77V244L78 243H81V241H79V237H77ZM115 239V238H114ZM161 240V241H160ZM172 240V241H171ZM220 240V241H219ZM222 240V241H221ZM118 241H119V239H118ZM119 241V242H120ZM146 241L148 242V243H146ZM164 241V240H163ZM167 241H168V243H167ZM113 242V241H112ZM115 242V241H114ZM113 242V243H114ZM118 242V243H119ZM139 242H140V245H139ZM150 242H151V244H150ZM203 242V244H201ZM212 242H214V244L212 243ZM216 242H217V244H216ZM219 242V243H218ZM104 243H108V242H104ZM142 243V244H141ZM145 243V244H144ZM210 243V244H209ZM212 243V244H211ZM236 243V244H235ZM72 244V243H71ZM71 244H69V245H71ZM105 244V245H106ZM147 244V245H146ZM154 246H153V245ZM200 244V245H199ZM208 244V245H207ZM66 246V248L63 250V249H61V251L62 252H66V251H69L70 253H72L71 252V250L73 251V249H71V246ZM80 245V244H79ZM126 245V246H125ZM137 245V246H136ZM148 245V246H149ZM197 245H198V247H197ZM227 245H228V247H227ZM238 245H239V247H241L240 245H243L242 244V242H238ZM127 246H128V248H127ZM137 247L138 249L139 248H141V249H135V247ZM119 247V246H118ZM126 247V248H125ZM129 247H131V248H129ZM165 247V246H164ZM164 247H163V249H164ZM73 248V247H72ZM165 248V249H166ZM192 248H195V250L194 249H192ZM237 248H238V246H237ZM236 248V249H237ZM132 249V250H131ZM134 249H135V251H138V253H141V254H139L138 255V253L137 252H135L134 251ZM157 249V248H156ZM162 249V248H161ZM164 249V250H165ZM177 249V250H176ZM157 250H159L160 251V249H157ZM167 250V249H166ZM191 250V251H190ZM162 251V250H161ZM160 251V252H161ZM207 251V252H208ZM69 252H66V254L68 253L69 254ZM135 253V254H134ZM162 253V252H161ZM120 255H118V257L120 256ZM126 255H128V256H126ZM138 255V256H137ZM218 255V254H217ZM63 256H64V253H63ZM139 256H141L140 257V260H139ZM117 257V258H118ZM142 257H143V259H142ZM116 258V260H119V259H117ZM136 258H137V260H136ZM134 259V260H133ZM136 260V261H135ZM122 261V262H121ZM131 261V262H130ZM119 263V264H120ZM133 263V264H134Z\"/></svg>",
  "mask_w": 264,
  "mask_h": 264
},
{
  "label": "built area",
  "instance_id": "built-area-1",
  "mask_svg": "<svg viewBox=\"0 0 264 264\" xmlns=\"http://www.w3.org/2000/svg\"><path fill=\"white\" fill-rule=\"evenodd\" d=\"M2 237L4 238L5 235H2ZM6 244H7L6 242H3V241H2V246L6 245Z\"/></svg>",
  "mask_w": 264,
  "mask_h": 264
}]
</instances>
